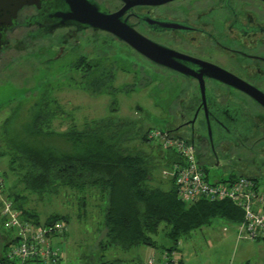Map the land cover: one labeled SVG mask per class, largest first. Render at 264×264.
<instances>
[{
	"label": "flooded vegetation",
	"instance_id": "flooded-vegetation-1",
	"mask_svg": "<svg viewBox=\"0 0 264 264\" xmlns=\"http://www.w3.org/2000/svg\"><path fill=\"white\" fill-rule=\"evenodd\" d=\"M144 38L179 56L185 75L151 64L175 81L165 131L191 144L201 167L228 177L264 179V0H94ZM33 8H23L5 32L0 75L11 61L38 69L71 68L80 45L100 37L92 29L44 34ZM118 42V41H117ZM182 59V60H181Z\"/></svg>",
	"mask_w": 264,
	"mask_h": 264
},
{
	"label": "trees",
	"instance_id": "trees-1",
	"mask_svg": "<svg viewBox=\"0 0 264 264\" xmlns=\"http://www.w3.org/2000/svg\"><path fill=\"white\" fill-rule=\"evenodd\" d=\"M82 56L71 68H90ZM84 79L88 91L101 93L111 89L114 78L107 73L90 82L87 77ZM51 101L41 99L30 122L20 130L13 127L17 111L5 118L0 127V157L6 158L8 170L3 172V177L11 180L4 195L17 210L20 221L34 227L61 222L64 231L53 237L64 236L67 215L50 214L40 222L37 212L27 207L26 199L29 196L44 199L66 191L73 200L71 206L77 208L76 219L88 222L93 230L94 242L87 250L99 258L109 250L125 252L137 246L156 247L151 236L157 234L161 224L165 225L164 237L170 242L165 251L170 255L177 251L181 238L210 225L214 219L235 225L241 222V211L228 200L210 202L198 198L185 202L178 198L173 180H167L166 190L161 187L162 181L154 180L153 173L159 166L156 159L164 160L162 170L179 159L173 151L159 145L151 151L149 147L134 146L135 141L139 142V147L153 142L148 138L150 129L140 133L139 126L130 119H105L78 130L70 120L64 131L55 132L51 129L52 122L64 117L65 112L60 106L51 109ZM54 136L64 140L69 150L39 147L29 141ZM2 209L3 203L0 204V231L3 229L7 237H0L3 242L0 262L5 261L10 246L18 241V237L12 236L13 229L9 230Z\"/></svg>",
	"mask_w": 264,
	"mask_h": 264
},
{
	"label": "rangeland",
	"instance_id": "rangeland-1",
	"mask_svg": "<svg viewBox=\"0 0 264 264\" xmlns=\"http://www.w3.org/2000/svg\"><path fill=\"white\" fill-rule=\"evenodd\" d=\"M78 55L90 65L89 69L65 68L63 62L52 68L38 69L37 63L23 61L22 56L8 64L0 75V127L5 118L17 111L13 127L20 130L30 122L41 99L52 101L55 106L64 110L65 116L53 120L51 129L64 131L70 122L78 130H83L93 122L105 119H130L139 126L140 133L146 130L165 131V122H169V109L174 99L172 76L154 68L143 58L129 50L125 45L109 38L90 39L80 45ZM107 73L113 75L108 90L101 93L88 91V81L101 79ZM39 147H51L59 151H68L69 145L61 138L38 137L29 140ZM135 141L137 148L154 149L155 142L141 145ZM0 145V150H1ZM164 161V160H163ZM162 159H156L157 169L153 173L154 180L161 183L166 190L167 180L162 179ZM211 183L225 180L229 174L214 167H201ZM7 160L0 157V177L3 188L0 189V204L7 201L5 189L11 185L6 181L3 172H7ZM11 177V175H9ZM264 189V179L256 180ZM62 192L47 198L27 197V207L34 209L40 222L50 214L67 215V228L64 236L53 238V245L61 252V264H99L114 261L113 264H160L170 242L164 237L165 225L161 224L152 239L157 243L154 248L137 246L127 251L109 250L103 257H95L87 250L93 243L90 224L76 219L77 208L71 204L73 200ZM73 205V204H72ZM94 229V226H92ZM5 228V226H4ZM9 230H12L8 227ZM7 227L5 230L8 229ZM8 230V231H9ZM237 226L222 219H214L208 226L192 231L181 238L177 254L181 257L183 250H192L195 259L190 264H264V242L237 240ZM12 236L17 233L10 231ZM0 237H7L1 229ZM0 240V253L3 246ZM95 254L99 251L94 248ZM122 255V257H121ZM169 256V255H168ZM125 259L126 262H119Z\"/></svg>",
	"mask_w": 264,
	"mask_h": 264
},
{
	"label": "built area",
	"instance_id": "built-area-1",
	"mask_svg": "<svg viewBox=\"0 0 264 264\" xmlns=\"http://www.w3.org/2000/svg\"><path fill=\"white\" fill-rule=\"evenodd\" d=\"M148 138L162 149L171 150L179 162L162 170V178L173 180L178 198L193 202L198 198L207 201L228 200L242 213L237 226V240L264 242V189L254 179L238 176L211 183L199 165L191 145L185 140L167 136L156 130L148 133ZM0 177V187L2 188ZM3 214L8 227L17 233L18 241L12 244L6 259L0 264H61V252L53 245V236L64 231V225L56 222L48 227H34L19 220L17 210L9 201L3 202ZM160 264H180L177 252L163 255ZM149 264H152L150 262Z\"/></svg>",
	"mask_w": 264,
	"mask_h": 264
},
{
	"label": "water",
	"instance_id": "water-1",
	"mask_svg": "<svg viewBox=\"0 0 264 264\" xmlns=\"http://www.w3.org/2000/svg\"><path fill=\"white\" fill-rule=\"evenodd\" d=\"M23 8H33L38 12L45 26L43 35L63 28L105 32L151 64L185 75V68L174 62L175 59L180 60L177 54L138 34L122 18L121 12L112 14L94 0H0V50L6 43L5 32L15 26L18 13ZM164 132L170 136L169 132Z\"/></svg>",
	"mask_w": 264,
	"mask_h": 264
},
{
	"label": "crops",
	"instance_id": "crops-1",
	"mask_svg": "<svg viewBox=\"0 0 264 264\" xmlns=\"http://www.w3.org/2000/svg\"><path fill=\"white\" fill-rule=\"evenodd\" d=\"M151 238H152V236H151ZM121 257H122V255H121ZM178 257H179L180 264H190V263H192L194 261L195 254H194V252L192 250H189V249L186 250L185 249V250L182 251L181 257L179 255H178ZM119 262H126V260L125 259H121Z\"/></svg>",
	"mask_w": 264,
	"mask_h": 264
}]
</instances>
